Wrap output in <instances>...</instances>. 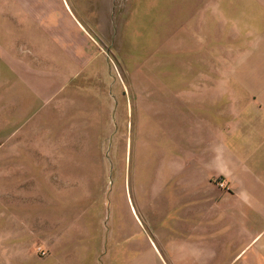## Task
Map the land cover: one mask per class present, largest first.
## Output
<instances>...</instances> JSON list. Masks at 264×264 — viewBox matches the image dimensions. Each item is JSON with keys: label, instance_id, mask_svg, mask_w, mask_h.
<instances>
[{"label": "rangeland", "instance_id": "obj_1", "mask_svg": "<svg viewBox=\"0 0 264 264\" xmlns=\"http://www.w3.org/2000/svg\"><path fill=\"white\" fill-rule=\"evenodd\" d=\"M128 1L138 12L129 11L125 49L139 54L145 70L154 56L157 73L175 79H125L134 104L128 126L64 130L57 146L39 131L11 137L9 67L0 60V264H115L116 257V264L142 258L157 264L155 252L169 261V250L183 239L175 226L183 218L175 206L176 184L168 177L174 170L171 99L161 98L157 127L142 117L151 112L152 98L138 95L264 86L256 80L264 78V0H155L151 8L148 0ZM118 70L126 74L124 67ZM206 75L225 80L186 81ZM230 75L260 78L232 82ZM35 157L60 160L30 159Z\"/></svg>", "mask_w": 264, "mask_h": 264}, {"label": "crops", "instance_id": "obj_2", "mask_svg": "<svg viewBox=\"0 0 264 264\" xmlns=\"http://www.w3.org/2000/svg\"><path fill=\"white\" fill-rule=\"evenodd\" d=\"M147 4L156 6L155 0ZM129 11L135 16L138 7L128 0H0V60L9 67L11 137L39 131L57 146L64 130L111 131L124 121L128 126L134 104L125 79L175 80L157 73L154 56L145 70L139 54L125 49ZM212 78L186 81L225 80ZM253 78L230 75L229 81ZM138 97L152 98L151 112L142 117L157 127L161 98L171 99L166 104L173 122L169 162L174 170L168 177L176 184L172 192L183 218L175 226L183 239L169 250V261L155 252L157 264H264V86L153 90ZM1 116L0 103V133ZM177 146L183 152L176 154ZM55 157L30 159L60 160ZM138 264L151 262L142 258Z\"/></svg>", "mask_w": 264, "mask_h": 264}, {"label": "built area", "instance_id": "obj_3", "mask_svg": "<svg viewBox=\"0 0 264 264\" xmlns=\"http://www.w3.org/2000/svg\"><path fill=\"white\" fill-rule=\"evenodd\" d=\"M217 184L219 185V187L221 188H225L226 187V182L222 179H216Z\"/></svg>", "mask_w": 264, "mask_h": 264}]
</instances>
